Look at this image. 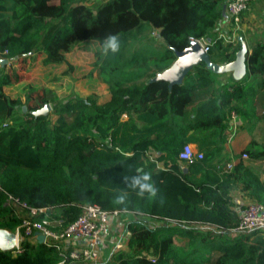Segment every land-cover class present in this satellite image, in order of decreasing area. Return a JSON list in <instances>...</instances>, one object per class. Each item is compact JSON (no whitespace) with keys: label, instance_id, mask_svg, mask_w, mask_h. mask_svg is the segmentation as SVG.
<instances>
[{"label":"trees","instance_id":"trees-1","mask_svg":"<svg viewBox=\"0 0 264 264\" xmlns=\"http://www.w3.org/2000/svg\"><path fill=\"white\" fill-rule=\"evenodd\" d=\"M226 1L0 0L2 59L39 56L42 65H65L68 74L73 67L64 49L70 41L92 42L98 50L88 76L96 74L109 93L102 104L94 95L54 96L44 100L51 112L35 116L5 94L11 79L0 67V229L14 233L19 226L7 193L66 223L77 218L78 205L118 211L126 250L100 264H264L261 235H230L237 225L234 189L264 206L259 170L241 159L246 154L248 162L264 164V112L255 113L264 108V41L246 54L243 76H227L225 83L223 73L204 64L171 88L153 80L190 40L213 38ZM110 35L118 38L116 52L102 47ZM238 49V42L219 40L207 54L226 64ZM233 116L238 129L250 127V140L226 168L230 159L214 161ZM189 142L203 158L183 172L177 156ZM144 173L156 191L137 195L132 181ZM58 260L56 246L25 236L17 250H0V264Z\"/></svg>","mask_w":264,"mask_h":264},{"label":"built area","instance_id":"built-area-1","mask_svg":"<svg viewBox=\"0 0 264 264\" xmlns=\"http://www.w3.org/2000/svg\"><path fill=\"white\" fill-rule=\"evenodd\" d=\"M251 1L253 0L226 1L225 18L219 32L213 38L196 40L205 53L215 41L220 40L223 45L238 42V32L241 30L240 16L247 10ZM202 158V153L190 144H184L177 156L178 161L184 163L185 167ZM241 159L244 162L248 161V156L242 154ZM226 168H231V163H227ZM5 194V204L19 220V226L14 232L17 240L25 236L31 242L39 243L37 236H42L41 244L56 246L59 260L55 264H100L101 245L104 238L109 235L111 219L119 215L118 211H105L96 205H78L80 212L77 218L66 223L64 217L47 214L46 208H29L25 203ZM231 232L240 234L255 232L264 240V206L256 202L247 204L240 211L237 225ZM17 242L13 249H18ZM15 252L12 251L14 254Z\"/></svg>","mask_w":264,"mask_h":264},{"label":"rangeland","instance_id":"rangeland-1","mask_svg":"<svg viewBox=\"0 0 264 264\" xmlns=\"http://www.w3.org/2000/svg\"><path fill=\"white\" fill-rule=\"evenodd\" d=\"M240 24L241 30L238 34L243 40L252 39V41H257L259 37H263L260 35H264V0L251 1L247 10L240 16ZM70 42L72 43L63 51L66 60L73 67L68 74H62L67 71L65 65H42L41 57L39 56L13 60H4L0 57V67L11 79V84L3 90L8 97L20 98L26 104L27 108H23V112L27 109L34 113L43 108L44 105H48L51 112V104L44 103V100L52 99L54 96L63 99L70 95H76L82 98L92 95L93 92L97 94L102 92V85L97 78H84V68L88 67V64L93 61L96 44L92 42ZM154 43V45H158V42L155 41ZM227 73L225 72L223 75ZM228 131L232 135L230 146L235 149V154H239L243 148L241 139L237 136V132H239L238 126L234 130ZM226 163V159L225 162L223 159L222 164ZM122 220L123 217L120 215L111 219L109 235L104 238L103 247L99 253L103 262L112 253L126 250L127 235L124 233ZM149 223L150 225H155L156 221L151 220ZM17 241L19 246L20 240L18 239Z\"/></svg>","mask_w":264,"mask_h":264},{"label":"water","instance_id":"water-1","mask_svg":"<svg viewBox=\"0 0 264 264\" xmlns=\"http://www.w3.org/2000/svg\"><path fill=\"white\" fill-rule=\"evenodd\" d=\"M222 17H225V5L222 7ZM239 49L235 55V59L226 64H215L209 59L207 53H205L196 40H190L188 47L182 51L175 52V60L172 65L163 71L162 73L156 75L153 79L154 81L162 80L167 82L168 87L171 88L173 85H179L183 82L184 78L191 72L193 67L204 64L205 67L212 71L213 73H225L232 71L235 77L243 76L245 72V56L248 53L245 47L243 39L238 37ZM50 112L48 105H44L43 108L34 112L35 116L46 115ZM183 172H186V167H184ZM37 241L42 243V236H37ZM17 239L14 233L0 229V250L10 251L16 245Z\"/></svg>","mask_w":264,"mask_h":264},{"label":"crops","instance_id":"crops-1","mask_svg":"<svg viewBox=\"0 0 264 264\" xmlns=\"http://www.w3.org/2000/svg\"><path fill=\"white\" fill-rule=\"evenodd\" d=\"M224 18L225 17H223V19L220 21V23L218 24L217 28L215 29L214 35L218 32V28H220V26L221 27L223 26V20H224ZM260 36H263V37H261V38L259 37V39H257V41H264V35H260ZM243 41L245 43V47H246V50H247L248 53H250L251 48L253 47V45L255 44V42H257V41H252V39H247L246 41L245 40H243ZM97 50H98V46L95 48L94 51H97ZM94 61H95V59H94V56H93V61L88 64V67H85L84 68V72H85L84 78H92V77L97 78L96 74H94L92 77H89L88 76L91 72H93V66L92 65H93V62ZM231 72L232 71H229L227 73L228 75L227 74H224V76H226V77L227 76H234L233 73H231ZM97 80L100 81L99 78H97ZM221 80L224 81L225 80V77H222ZM263 80H264V76H263ZM100 83L102 85V92H99L98 94L96 92H93V94H92V95H94L96 97V100H97V103L98 104H102V103L106 102L109 99V93L107 91L106 85L103 84L101 81H100ZM223 83H225V81ZM262 91H264V87H263ZM258 95H256L255 98ZM88 96H91V95H87L86 97H88ZM86 97H82V98H86ZM263 112H264V108L257 107V106L255 107V113L256 114L261 115ZM125 119H126V117L125 116H122V120H125ZM238 124H239V121L237 120V118L236 117H233V120H231V119L229 120V127L230 128L228 130H234L235 125L238 126ZM228 130L225 131L226 136H227V140L223 143V151H222L220 157H218V159H216L214 161L215 164H217V162L218 163H221L223 159L225 161V159L227 160V158L230 159L228 161V163L229 162L230 163H235L237 161V159L233 157V155H235V152L236 151H235L234 148H232L230 146V142L232 141L230 139H231V136L232 135H230V132ZM237 136L240 137L241 142H242V148L244 149L246 147V145L248 144L249 140H250V127L249 126H246V125H243V127H241L239 129V132H237ZM187 144H190L195 150L198 151L197 144L195 142H189ZM237 152H238V150H237ZM244 163L247 164V165H249V166L254 167L257 170H259L260 180L264 182V172H263L264 170H262V168H264L263 167L264 166L263 163L248 162V161H245ZM184 167L185 166L182 165V168H184ZM231 199H232V209L237 212V220H238V217L240 215V211L246 206L245 204L246 203L249 204V202H251V201L253 202V200L249 199L246 196V194L244 192L240 191L239 189H234L231 192ZM230 235L232 237H237V236H240V233H232L231 232ZM102 247H103V244L101 245V248Z\"/></svg>","mask_w":264,"mask_h":264},{"label":"clouds","instance_id":"clouds-1","mask_svg":"<svg viewBox=\"0 0 264 264\" xmlns=\"http://www.w3.org/2000/svg\"><path fill=\"white\" fill-rule=\"evenodd\" d=\"M102 47L105 52L111 51L116 52L119 48V41L117 36L110 35L106 37L105 41L102 44ZM145 182H141V181ZM149 181V176L147 173H144L141 177L134 178L132 181V186L136 187L139 186V191L137 192V195H143L145 192H148L149 194L155 193V188L153 184Z\"/></svg>","mask_w":264,"mask_h":264}]
</instances>
